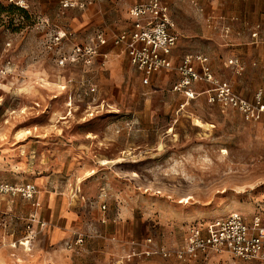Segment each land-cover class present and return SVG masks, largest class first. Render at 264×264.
Returning a JSON list of instances; mask_svg holds the SVG:
<instances>
[{"label": "rangeland", "instance_id": "1", "mask_svg": "<svg viewBox=\"0 0 264 264\" xmlns=\"http://www.w3.org/2000/svg\"><path fill=\"white\" fill-rule=\"evenodd\" d=\"M1 1L14 8L0 22V264H264L228 252L131 255L148 238L174 252L193 225L264 209V120L204 95L182 107L176 78L143 86L127 60L62 65L48 49L60 29L79 30L81 41L98 30L111 39L135 0H104L87 13L60 0ZM167 1L178 54H205L241 92H254L257 79L264 89V71L246 77L228 66L241 44L224 31L245 30L247 17L248 26L262 23L264 42V0ZM53 198L75 211L69 242L51 241Z\"/></svg>", "mask_w": 264, "mask_h": 264}, {"label": "built area", "instance_id": "2", "mask_svg": "<svg viewBox=\"0 0 264 264\" xmlns=\"http://www.w3.org/2000/svg\"><path fill=\"white\" fill-rule=\"evenodd\" d=\"M26 7L25 0H8ZM67 9L86 10L93 0H60ZM133 27L117 33L113 37L116 45H121L128 54L131 65L141 74L144 84H150L152 77L161 71H175L178 78L174 90L179 92L186 106L199 95L198 83H206L203 90L207 101L222 110L233 108L242 113L249 121L261 122L264 119V89H259L253 100H249L235 91L231 82L222 80L215 74L211 61L205 54H187L180 64L173 60V51L178 41L177 24L170 6L165 0H141L130 7ZM225 37L230 40L232 28L224 27ZM263 27L256 24L251 28L254 44L261 43ZM71 30L60 29L48 40V49L59 50V62H92L98 54L99 46L106 44L108 38L97 34V43L74 44L67 52L64 42L73 37ZM94 41V42H96ZM231 42V41H229ZM228 64L244 70L239 58H232ZM96 91V87L92 88ZM8 187V186H7ZM25 195L32 197L36 192L33 185L23 188ZM77 242H82V238ZM146 247L139 250V243L131 249L133 256L172 255L181 260H197L211 252H228L244 260L264 262V209L256 212L251 219L240 212H232L227 216L216 218L203 224L190 227L186 245L174 252L158 246L153 238H148ZM142 251V252H140Z\"/></svg>", "mask_w": 264, "mask_h": 264}, {"label": "crops", "instance_id": "3", "mask_svg": "<svg viewBox=\"0 0 264 264\" xmlns=\"http://www.w3.org/2000/svg\"><path fill=\"white\" fill-rule=\"evenodd\" d=\"M103 1L104 0H93V3L86 10H78V9L77 10L87 13L92 8L100 6ZM139 1H141V0H135L134 2H132L130 7L134 3L139 2ZM165 2L169 5L167 0H165ZM170 9H171V7H170ZM129 10H130V8H129ZM171 12H172V9H171ZM172 14H173V12H172ZM211 19L213 20V23H216L217 22L216 19H218V18L214 16ZM243 19L245 21V24H244L245 30H243L241 32H233V30H232V32H231V35H234V39H237L236 43L241 44L240 47H238V49H235L239 54H238V56L235 54H232L233 56H231L228 59V61L232 58H236V57L239 58L243 62V64L245 65L244 69L246 70V74H245L246 77L251 76V75H254V76L260 75L264 71V42H261L258 44H254L252 42L251 28L253 26H255L256 24H262V23L257 22L255 24H252V25L250 24L248 26L247 25L248 18L244 17ZM128 20H129L128 26L121 29L117 33L132 29L133 19L130 15V11L128 12ZM240 21H242V20H240ZM226 22H227V20H226ZM228 22H231V21L228 20ZM227 25H230V24H227ZM231 28H232V26H231ZM70 30L73 32L74 35H73L72 39L65 41L66 48H68V49H70L74 44H94V43H97V41H96L97 34H100V33L104 34L108 38V42L106 44H102L99 46L98 54L94 57L93 64H100V65H102V67H105V65L111 64L113 62H114V64L122 65L123 62L125 60H127L129 62V64L131 65L128 54L126 53L123 46L116 45L113 41V37L117 33H115V35L110 39L105 31L98 30L95 34V37L92 40L85 39L84 41H81L79 39V34L81 32L79 30L74 29V28H71ZM177 33H178V41H177V44H176L174 51H173V60L175 61L176 64H180L182 61V58L187 54H185V55L178 54L179 38H180L179 27H177ZM223 40H224V38H223ZM230 40H231V38H230ZM94 41H96V42H94ZM230 43L231 42L228 41L226 44L227 45L226 49L229 52H231V49H232ZM242 43H244V44H242ZM236 51H233V52H236ZM80 63L84 64L85 62L83 61ZM211 65L213 67V63H211ZM228 66H231V65L228 64ZM132 68L136 72V75L138 76L139 81L143 86L159 85L162 82V80H164V79H167V81L170 82L172 80L174 81V79L176 78L172 84V90H173V92L179 94L181 96V99L184 101V97L179 92L174 90V83L176 82V80L178 78V73H176L175 71H167V70L161 71L152 77L150 84L146 85L143 83L141 74L133 66H132ZM213 70H214V67H213ZM215 74L217 75V73H215ZM217 77H219V76L217 75ZM219 78L222 80H226V79H223L221 77H219ZM226 81H228V80H226ZM259 85L260 84H259L258 79L255 80V83L254 82H253V84L251 83L250 86L252 87V89L255 88L254 92H252V91L241 92V91L237 90V88L234 85H233V87H234L235 91H237L239 94H241L245 98H247L249 100H253L256 92L260 89ZM207 87H208V84H206V83H198L197 90L199 91V95L197 96L196 99H198L202 95H204L206 98V94L203 93V90L206 89ZM196 99H194V100H196ZM194 100H192V101H194ZM206 100H207V98H206ZM51 201H52V205H54V207L51 206L52 217L56 222L51 229V241L52 242H69L68 239H70L69 235L71 234V228H72V225H73V222L75 219V211H73L70 208V206L68 207V205H65L64 207H61V208H55V204H53L54 198L51 199Z\"/></svg>", "mask_w": 264, "mask_h": 264}, {"label": "trees", "instance_id": "4", "mask_svg": "<svg viewBox=\"0 0 264 264\" xmlns=\"http://www.w3.org/2000/svg\"><path fill=\"white\" fill-rule=\"evenodd\" d=\"M13 4V3H12ZM13 6H6L1 0H0V22L2 21V15L5 13V12H11L13 10ZM20 10L23 11V9L21 8H18Z\"/></svg>", "mask_w": 264, "mask_h": 264}]
</instances>
